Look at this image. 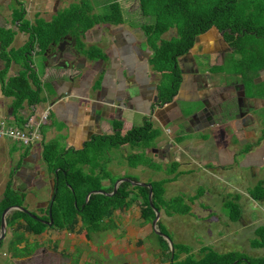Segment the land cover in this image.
<instances>
[{
  "label": "trees",
  "instance_id": "16d2710c",
  "mask_svg": "<svg viewBox=\"0 0 264 264\" xmlns=\"http://www.w3.org/2000/svg\"><path fill=\"white\" fill-rule=\"evenodd\" d=\"M120 1L95 0L107 6L106 11L98 13L95 11L96 4L93 0H78L57 10L51 19L42 17L38 12L32 20L27 17L25 0H12V22L18 31L28 35V39L16 49L12 44L17 31L12 27L0 25V53L4 59V65L0 69V83L3 94L14 98L12 104L14 121H18L19 126L25 123V118L20 113L25 105L31 107L45 101L41 72L35 69V59L45 60L43 54L46 49L49 47L55 49V45L66 35L76 40L77 49L85 57L91 60L106 59L107 54L99 45L87 44L83 37L98 24L125 23ZM236 3H248L250 6L246 9L245 17L235 23L240 36L229 44L244 61L245 73L242 75V82L246 90L248 93H254L258 86L255 78L258 71L264 69V0H138V10L144 19L140 26L153 50L149 61L152 68L161 75L160 85L165 86L163 96L160 93L162 101H170L181 88L183 75L178 58L192 50L196 37L211 29L219 13L231 10ZM172 29H175V34L165 37ZM13 61L20 64L21 68L17 75L8 76ZM166 88L172 93L166 94ZM122 128V122L115 121L113 134H93L84 142L81 149L66 148L62 137L43 142V159L48 173L55 178L53 224L48 225L20 210L8 214L7 227H10L13 236L20 233L14 241V256L31 255L38 246L37 243L33 245L26 243L19 247L24 240V233L40 235L49 228L76 232L80 225V228L91 236L106 227L115 228L113 220L115 211L130 208L135 201L141 207L142 221L149 223L156 216L155 208L160 212L163 210L169 216L191 212L192 206L189 202H194L202 192L187 195V199L185 194H178L170 199L165 197L166 183L184 173L178 170L180 163L177 161H173L168 167V172L174 173L172 177L150 181L153 191L151 201L150 187L133 185L129 181L120 183L117 191L112 193L116 181L121 177H111L108 170V163L112 159L110 154L125 145L137 150L126 155L130 167L146 165L161 170L160 164L145 154L146 149L151 147L156 137L161 134V129L154 127L153 122L147 118L142 125H134L125 133L122 132ZM182 137H178V140L181 141ZM129 178L137 180L135 177ZM104 179L110 180L111 185L104 186ZM99 190L105 193L97 192ZM90 192L92 194L86 201ZM250 193L254 199L264 201V180L259 181ZM24 198V194L11 188L10 182L6 184L0 199V228L3 210L13 205H24ZM240 201L241 195H230L224 200V209L234 222L240 220L243 214V205ZM49 207L50 205L42 208L41 214L32 212L49 221L51 219ZM104 220L106 223H102ZM158 225L161 231L171 237L161 220L158 221ZM254 233L250 245L254 248H264V224L259 225ZM155 234L162 241L163 249L168 252L172 264H264V254L251 257L237 250L224 253L207 245L201 246L199 252H194L190 245L174 241L172 256L169 242L164 236ZM3 242L4 240H0V248ZM182 254L185 256L181 257ZM84 264L99 263L87 261Z\"/></svg>",
  "mask_w": 264,
  "mask_h": 264
},
{
  "label": "crops",
  "instance_id": "0c3cea01",
  "mask_svg": "<svg viewBox=\"0 0 264 264\" xmlns=\"http://www.w3.org/2000/svg\"><path fill=\"white\" fill-rule=\"evenodd\" d=\"M2 2H0V25L12 27L17 31L12 44L17 49L27 41L28 35L18 31L15 24L9 23V17H5L11 12L12 21V2L9 3L10 5L8 2L3 5ZM249 6L248 3H236L231 10L219 13L211 29L201 34L200 41L192 50L178 58L183 81L179 91L168 102L160 98V93L163 96L165 86L160 85L161 75L150 64L149 59L153 50L147 42L141 23H131L139 13L138 1L137 10L133 12L135 15L129 23L98 24L83 37L84 42L99 45L107 54L106 59L91 60L82 54L75 55L77 64L73 61L76 66L74 68L69 64L72 60L69 55L58 57L48 65H45L44 59L40 61L35 59V69L41 72L45 101L31 107L25 105L20 113L25 118L33 113L32 109L42 112L50 107L51 116L41 130L42 139L32 145L25 146L19 142L0 138V199L6 184L10 182L12 189L25 196L24 205L18 206H24L30 212L41 214L40 210L51 204L55 185V178L48 173L43 159V142L62 137L66 148L81 149L84 142L93 134H113L115 121L122 122V132L125 133L134 125H142L146 118L151 120L154 127L161 129V134L156 137L151 147L146 149L145 154L159 163L161 168L167 166L169 158L173 155L175 158L171 159L180 163L178 170L191 171L189 168L184 171V165L192 166L197 160L190 157L192 162H185L186 159L180 156L179 150L176 151V155L174 150L171 153L170 149L174 147L175 142L169 141L168 138L176 139L178 142L176 145H179L186 132L191 136H195L198 132L203 134L207 132L203 129L205 124L201 127L196 120L191 123L189 116L182 112L189 102L203 107L200 100L207 94H212V104L223 102L227 107L223 114L209 117L215 118L216 121L215 126L212 127L215 135L211 136V139H215L218 144L216 162L220 163L219 168L229 169L235 164H241L242 167L254 169L256 172L262 170L264 167V71L263 73L262 70L258 71L256 91L248 93L242 83V75L245 73L244 61L229 44L240 36L239 28L235 23L245 17ZM121 7L126 19L122 3ZM27 17L29 18L28 8ZM172 30L174 33L167 36V32L165 37L174 35L176 31ZM23 35L26 36L24 39ZM63 62L67 65L62 64ZM3 65L4 59L0 53V69ZM20 68V64L13 61L8 76L17 75ZM101 81L104 90L95 91L94 85L100 84ZM125 87L128 90L120 95L118 90H124ZM166 90V94L172 93L170 89L166 88ZM239 97L246 102L245 105H241L245 108L243 115L240 114L241 107L237 100ZM13 99L3 94L0 83V119L9 116L14 120ZM174 101L176 105H172ZM238 107L239 116H234ZM180 136H183L181 141L178 140ZM204 136L208 137L206 134ZM262 136L263 142L256 144L252 141ZM122 149L114 151V154L117 155ZM130 152L137 150L131 147ZM110 163L111 161L108 166ZM125 164L129 166L128 162ZM137 167L146 171L153 169L146 165ZM106 180L108 179L103 180V185L110 186V180H108L110 185H106ZM14 210L19 209L7 212L6 218ZM245 214L243 213L242 217ZM247 220H251L249 216ZM241 227L244 228L243 223ZM26 243L29 244L25 235L23 242L18 246L23 247Z\"/></svg>",
  "mask_w": 264,
  "mask_h": 264
},
{
  "label": "rangeland",
  "instance_id": "374dc122",
  "mask_svg": "<svg viewBox=\"0 0 264 264\" xmlns=\"http://www.w3.org/2000/svg\"><path fill=\"white\" fill-rule=\"evenodd\" d=\"M2 1L0 0V2ZM74 1L78 0H26L28 16L34 20L39 12L42 17L51 19L57 10L63 9ZM137 1L122 0L126 15L125 23H129V20L133 19ZM7 2L9 4L12 0H4L2 3L4 5ZM93 3L96 4L95 11L98 13L107 10V6L104 4L95 2V0ZM5 17H9V23L13 24L11 12H8ZM143 20L138 13L131 23H142ZM172 33L174 30L166 35L170 36ZM25 37L23 35V39ZM87 43L89 44V42ZM38 64L41 65L40 62ZM36 113L37 119H42V112L36 111ZM11 121L17 126L20 125L18 121ZM205 138L201 132L195 136L186 132L179 145H176L178 143L176 139L168 138L169 141L175 142L170 152L174 150L176 155V151L179 150L180 156L186 159L185 162H192L190 157L196 159L197 162H193L192 166L184 165V171L186 168L191 171L187 170L175 180L166 183L165 197L170 199L178 194H185L187 199V195L202 193L196 197L194 202H189L192 206L190 213L169 216L162 210L159 220L168 228L173 238L172 240L169 236L172 242L188 244L194 252H199L201 246L207 245L224 253L237 250L245 252L251 257L262 256L264 248H254L250 245V241L255 236V227L264 224V201L254 199L249 190L255 187L259 181L264 180V167L257 172L254 169L242 167L241 164H235L229 169H220V163L216 162L218 144L215 139L206 140ZM252 141L262 142L261 139ZM120 149L122 148L115 152ZM130 151L131 147L127 145L117 155L114 154L115 152L110 154L112 160L108 170L111 177H135L140 181L150 183V181L174 175V173L168 172L167 167L173 162L174 159H171L175 158L173 155L169 158L167 166L164 168L162 166L161 170L147 169L146 171L143 168L139 169L140 167H130L125 164L127 162L126 153ZM110 183L106 180V185H110ZM230 195H241L243 213H246L236 222L230 220L224 209V200ZM140 214L141 207L135 201L132 207L115 211L113 215L115 228L106 227L91 236L83 231L80 225L75 233L53 228H49L40 235L24 233V237L26 235L30 245L38 244L31 255L24 257L13 255L15 253L14 241L20 233L13 236L10 227H7V235L0 248V264H84L87 261L99 264H172L169 255H167L168 252L163 249L162 241L155 234L157 232L152 222L142 221ZM248 216L250 221L247 220ZM102 223H106V221L104 220ZM242 223L244 228L241 227ZM164 239L169 242L165 237ZM184 256L185 254H182L181 257Z\"/></svg>",
  "mask_w": 264,
  "mask_h": 264
},
{
  "label": "water",
  "instance_id": "95a60500",
  "mask_svg": "<svg viewBox=\"0 0 264 264\" xmlns=\"http://www.w3.org/2000/svg\"><path fill=\"white\" fill-rule=\"evenodd\" d=\"M200 38H201V34L196 37L195 44L200 41ZM70 40H72V37L70 35H66L62 41H60L58 44L55 45V47H57L55 50H57V49L60 50V55H59L60 58L64 57L66 51L72 52V53H74V55L80 54V50H78V49L76 50V48H75V40H72L71 44H68V42ZM51 49H53V48H51V47L47 48L46 51L43 54L44 57H45V60H44L45 65H48V64L52 63V61L50 63L46 62V59H49L48 54H49ZM62 64H65V66L67 65L66 63H62ZM263 71H264V69L262 70V73H263ZM258 78L259 77L255 78V83L258 82L257 81ZM102 81L100 82V84H97L96 86L94 85L93 89L95 91L96 90H98V91H103L104 90V85H103ZM126 89H127L126 87H125L124 90L123 89H119L118 90L119 94L123 95L125 93ZM245 93L246 92L244 91V94ZM118 101L121 102L120 100H118ZM200 101H201V104H202L203 107H199L198 105H195L192 102H189L188 104H186L184 106V109L182 110V112H184V115L189 116V118L191 119V121H190L191 123L194 120H196L197 123H198L200 121V119H201L200 117L202 116L204 118L205 127L212 128V127L215 126L216 121H215V118L210 119L209 117H214L217 114H223L225 112V110L227 109V107L224 105L223 102H219V104H218L219 107H218V109H216L217 108V107H215L216 105L212 104L211 100L206 102V101H203V99H201ZM167 104L168 103H166L165 106H167ZM176 104H177L176 101L172 102V105H176ZM239 106L241 107V103H239ZM209 108H212V109H209ZM248 108H250V107H248ZM240 110H241L240 114L243 115L244 112L242 111V109H240ZM184 115H181V116L185 117ZM237 116H239V115H237ZM205 134L207 136H209V137H210V135L213 136V130L211 131V134L208 133V132L205 133ZM123 181H129L130 183H132L134 185H147L148 187H150L149 199H150V201L152 200V192L153 191H152L151 183H145V182H142V181L132 180L129 177H121L120 179H118L116 181L115 185H114V191L112 193L117 191L119 184L122 183ZM97 192L105 193L103 190H99ZM112 193H107V194L111 195ZM91 194H92V192L88 193V195L86 197V201L89 200V197H90ZM53 201H54V196H53L51 204H50L49 213H50V218L51 219L49 221L40 218L38 215L34 214L33 212H30L24 206L13 205V206L7 207L2 213L1 228H0V240H3L5 238V236H6V228H7L6 214H7V212H9V211H11L13 209H19V210L25 211L26 213H29L32 217L39 218L43 222H45V223H47L49 225H52L53 224V218H52V204H53ZM155 212H156V216H155V218L152 221L154 229L156 230V232L158 234L164 236L166 239L169 240V243H170V246H171V250H172V256H173V254H174L173 242L170 239L168 234H166V233H164L163 231L160 230V227L158 225V221H159L160 215H161L160 214V210L158 208H155Z\"/></svg>",
  "mask_w": 264,
  "mask_h": 264
},
{
  "label": "built area",
  "instance_id": "2783aa9c",
  "mask_svg": "<svg viewBox=\"0 0 264 264\" xmlns=\"http://www.w3.org/2000/svg\"><path fill=\"white\" fill-rule=\"evenodd\" d=\"M33 113L26 116L22 127L12 123L11 118L0 119V138H8L22 145L29 146L42 139L41 127L50 120L51 108L42 111V119L32 109Z\"/></svg>",
  "mask_w": 264,
  "mask_h": 264
},
{
  "label": "flooded vegetation",
  "instance_id": "af4514ba",
  "mask_svg": "<svg viewBox=\"0 0 264 264\" xmlns=\"http://www.w3.org/2000/svg\"><path fill=\"white\" fill-rule=\"evenodd\" d=\"M73 40V39H72ZM72 40H70L69 42H68V44H71V42H72ZM76 43V42H75ZM55 48H57V47H55ZM75 48H76V50H77V45L75 46ZM79 50V49H78ZM65 52V51H64ZM81 54V53H80ZM80 54H78V55H80ZM59 55H60V50L59 49H57V50H55V49H51L50 50V52H49V54H48V57H49V59H46V62H48V63H50L51 61H55V60H57L58 59V57H59ZM65 55H69L71 58H72V60H70L69 61V64L72 66V68H74V67H76L74 64H73V61L77 64V59H74L75 58V55H74V53H72V52H69V51H66L65 52ZM77 55V56H78ZM63 63H65V62H63ZM243 83V85H244V89H245V84H244V82H242ZM246 90V89H245ZM247 91V90H246ZM203 99V101H205V100H212L213 99V97H212V94H207V95H205V97H203L202 98ZM238 102L239 103H241V105H245V103L246 102H244V100H242V98L241 97H239L238 99ZM157 101H159V99L157 100ZM237 102V101H236ZM219 103H217V104H215L216 106L215 107H219V105H218ZM239 105V104H238ZM216 108V109H217ZM241 109H242V111H244L245 110V108H243V107H241ZM227 110V109H226ZM225 110V111H226ZM239 113V107H238V110L234 113V116H237V114ZM201 119H200V121H199V123L201 124V127H203L202 125H204V118L201 116L200 117ZM203 129H205V131H207L208 133H210L211 134V131L213 130V128H207V127H203ZM207 132H205V133H207ZM204 133V134H205ZM213 135H215V134H213ZM209 139H211V135H210V137L208 136L207 138H206V140H209ZM258 139H261L262 140V142H263V136L262 137H260V138H258ZM257 144V143H256ZM136 181H140V180H136ZM145 183H149V182H147V181H145ZM134 185V184H133ZM257 185V184H256ZM255 185V186H256ZM253 188H255V187H253ZM252 188V189H253ZM251 189V190H252ZM251 190H249V193L251 192ZM251 194V193H250ZM241 199H242V197H241ZM241 202V204L243 205V202H242V200L240 201ZM249 204V203H248ZM244 210V209H243Z\"/></svg>",
  "mask_w": 264,
  "mask_h": 264
},
{
  "label": "clouds",
  "instance_id": "9594fccd",
  "mask_svg": "<svg viewBox=\"0 0 264 264\" xmlns=\"http://www.w3.org/2000/svg\"><path fill=\"white\" fill-rule=\"evenodd\" d=\"M55 49H56V48H55ZM44 220H45V219H44ZM47 221H48V220H47ZM48 225H49V224H48ZM6 235H7V234H6ZM5 237H6V236H5ZM4 239H5V238H4ZM4 239H3V240H4Z\"/></svg>",
  "mask_w": 264,
  "mask_h": 264
}]
</instances>
